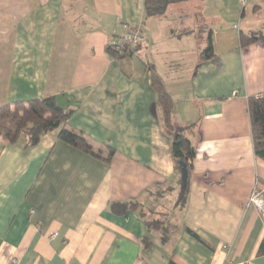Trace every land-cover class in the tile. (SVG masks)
Instances as JSON below:
<instances>
[{"label":"crops","instance_id":"crops-1","mask_svg":"<svg viewBox=\"0 0 264 264\" xmlns=\"http://www.w3.org/2000/svg\"><path fill=\"white\" fill-rule=\"evenodd\" d=\"M196 1L200 45L191 28L147 16L144 0H0V106L56 96L100 154L58 131L33 146L0 135V264H264V216L249 204L264 194V159L248 109L264 94V42H241L264 32V0L166 12ZM136 27L146 41L114 57L112 40ZM154 76L196 150L183 205Z\"/></svg>","mask_w":264,"mask_h":264},{"label":"trees","instance_id":"trees-1","mask_svg":"<svg viewBox=\"0 0 264 264\" xmlns=\"http://www.w3.org/2000/svg\"><path fill=\"white\" fill-rule=\"evenodd\" d=\"M184 0H144L147 16L162 15L172 3ZM264 42V32L254 35H241V42L247 45L253 42ZM130 47L122 51L114 50L110 47V53L120 58L127 54ZM214 47L212 41V31L208 32L207 46L202 50V59H212L214 57ZM154 85L158 92V100L163 112V122L166 130L172 135L171 153L176 163V167H182L186 174V185L181 199L182 205L186 203L189 193V174L193 168V160L196 150L186 134L180 130L172 118L173 102L170 95L165 91L159 77H153ZM248 109L250 114L254 152L264 159V94L252 96L248 99ZM72 109H65L58 104L56 96L42 99H30L11 102L0 106V135L9 143H16L22 135L27 136L28 146H33L39 142L41 137L48 133L58 131L59 139L100 156L93 150V146L87 138L71 128L68 124L72 115ZM113 150H111V153ZM125 209L128 203H118V206ZM196 236V235H195ZM264 249V241L262 243Z\"/></svg>","mask_w":264,"mask_h":264},{"label":"rangeland","instance_id":"rangeland-1","mask_svg":"<svg viewBox=\"0 0 264 264\" xmlns=\"http://www.w3.org/2000/svg\"><path fill=\"white\" fill-rule=\"evenodd\" d=\"M199 2L200 1H196V2H193V4H191V2H187V3L185 2V4L181 6L182 8L180 7V9H182L181 11L179 10L180 12H175L174 10H171L162 15H159L161 16L159 25L161 27H167V29L170 28V31L172 32L173 31L181 32V31H185L186 28H191L193 30V33L197 36V39H196L197 44L200 45L201 42L206 37L207 30L203 31V29H205L206 22L203 21L201 17H198L201 14V6L199 5L200 4ZM195 5H198V6H195ZM193 9H195L194 12H193ZM191 24L193 27L190 26ZM160 31H161L160 33L161 36H158V38H160L159 43H164L165 39L169 38L170 32H164L162 29ZM155 38H157V36H155ZM151 44H152V41H150V46ZM25 136L26 135H23L22 139H24Z\"/></svg>","mask_w":264,"mask_h":264},{"label":"built area","instance_id":"built-area-1","mask_svg":"<svg viewBox=\"0 0 264 264\" xmlns=\"http://www.w3.org/2000/svg\"><path fill=\"white\" fill-rule=\"evenodd\" d=\"M242 7H245L249 3H253L257 0H239ZM146 41V35L140 27L128 29L126 32L117 35L110 47L114 50L122 51L125 48L132 47L137 44H141ZM258 207L259 211L264 216V194L255 189L250 197V203Z\"/></svg>","mask_w":264,"mask_h":264},{"label":"water","instance_id":"water-1","mask_svg":"<svg viewBox=\"0 0 264 264\" xmlns=\"http://www.w3.org/2000/svg\"><path fill=\"white\" fill-rule=\"evenodd\" d=\"M183 176H184V178L186 177V174H185L184 170H183ZM184 183H185V181L183 182V187H184Z\"/></svg>","mask_w":264,"mask_h":264}]
</instances>
